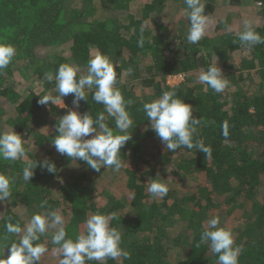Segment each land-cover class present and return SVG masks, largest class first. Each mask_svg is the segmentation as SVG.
<instances>
[{"label": "trees", "instance_id": "16d2710c", "mask_svg": "<svg viewBox=\"0 0 264 264\" xmlns=\"http://www.w3.org/2000/svg\"><path fill=\"white\" fill-rule=\"evenodd\" d=\"M178 1L186 8L184 0H146L135 15L129 11L131 0H108L115 6L109 15L98 14L101 8L91 2L77 8L74 0H0V42L16 49L12 62L0 70V132L8 119L11 131L23 135L27 151L17 161L0 159V173L14 180L12 196L0 202V259L22 236L7 232L8 223L23 228L32 215L57 210L73 240L85 233L92 214H116L110 225L121 232L120 246L129 257L87 264H217L218 254L200 244L201 232L214 216L232 231L234 246L242 248L239 264H264V44L247 47L238 40L244 0H201L209 22L197 44L187 42L190 22L181 34L166 38L168 31H157L154 23L170 2ZM252 3L261 7L253 27L264 37V0ZM96 54L113 63L116 87L129 101L126 110L133 120L128 129L132 139L121 149L123 166L114 183L119 197L109 192L112 184L103 168L95 172L51 144L58 119L69 108L89 112L93 119L104 112V105L92 99L95 89L86 90L88 102L81 101L78 108L72 95L64 97L66 108L38 102L45 95L58 96L49 73L55 77L61 64H73L81 68L78 76L86 75ZM216 64L229 82L221 93L197 80L201 70ZM23 72L33 86H26ZM177 76L185 81L169 85L168 78ZM168 90L201 117L195 139L211 148L210 156L196 149L167 150L149 128L143 104ZM105 117L115 131L114 118L106 112ZM41 153L58 172L38 167L25 182V164L43 160ZM157 175L167 179L170 189L162 199L147 191ZM127 206L130 213H122ZM22 208L31 213L26 221L18 213ZM54 231L36 242L48 248L39 264L60 259L59 245L52 243Z\"/></svg>", "mask_w": 264, "mask_h": 264}, {"label": "clouds", "instance_id": "9594fccd", "mask_svg": "<svg viewBox=\"0 0 264 264\" xmlns=\"http://www.w3.org/2000/svg\"><path fill=\"white\" fill-rule=\"evenodd\" d=\"M184 3V11L190 22L187 42L197 44L206 35L209 16L205 14V5L201 0H184ZM238 40L247 47L264 44V37L255 31L252 21L247 19L243 21V31L238 34ZM15 54L13 45L0 42V70L8 67ZM80 72L79 65L61 64L55 77L51 73L47 75L48 81L55 79L58 96L45 95L38 102L41 105L63 103L66 108L64 97L72 95V104L78 108L81 101L88 102L86 90L95 89L92 99L104 105V112L93 119L89 112L81 113L69 108L58 119L55 130L58 135L51 139V144L57 153L71 160L84 161L95 172L99 173L102 168H112L114 172H119L123 166L121 149L132 139L128 129L132 128L133 120L126 110L129 101L116 87L117 72L106 55L96 54L88 61L87 74L78 76ZM197 80L217 93L223 92L229 84L217 64L210 65L206 71L201 70ZM143 111L150 122L149 128L167 150L176 152L181 148L196 149L197 152L211 155V148L202 140L195 139L201 117L194 116L192 105L178 98L174 90L163 91L159 98L144 103ZM105 112L114 118L115 131L105 122ZM223 134L228 135L227 124L224 125ZM26 154L23 135L15 130L0 132V159L17 161ZM38 167L46 169L50 174H56L59 170L47 158L40 161L29 159L23 168V180L30 182ZM166 180L157 175L148 184L147 191L153 198L162 199L168 194L170 189ZM13 183L12 178L0 173V202L10 199ZM46 203L42 202L40 207L43 208ZM115 218V213L92 214L85 221V233L79 234L75 240L67 238L64 217L57 210L32 215L30 222L23 228L19 224L8 223L7 232L17 235L22 233V236L19 243H12L8 247L10 254L6 259H0V264H39L48 248L36 242L50 230H55L52 243L59 245V264H87L89 261L103 262L108 258H128L129 253L120 246L121 232L110 225V221ZM206 224L200 235V244H207L212 253L218 254L217 264H239L242 248L234 246L232 231L220 226L219 216L208 219Z\"/></svg>", "mask_w": 264, "mask_h": 264}, {"label": "rangeland", "instance_id": "374dc122", "mask_svg": "<svg viewBox=\"0 0 264 264\" xmlns=\"http://www.w3.org/2000/svg\"><path fill=\"white\" fill-rule=\"evenodd\" d=\"M144 1H146V0H131L130 9H129L130 14H135V15L137 13L140 14L141 13L140 7L145 3ZM250 1L251 0H244V2H243V5H242L243 8L241 10L243 17L241 18V21L242 20L244 21L247 19V20L252 21V24L254 25L256 22L255 21L256 14L259 13V10L261 7H259L257 4L252 3L253 0L251 2ZM87 2H91L92 7L95 6L97 9L101 8V12H98V14L101 13V14L111 15V14H113V11L115 10V6L110 4L108 2V0H74L73 5H75L77 8L85 7ZM102 10H104V12ZM183 10H185V8L183 7L181 1H178V3L177 2H170L168 4V7L166 8V10L161 14V16L159 18H157L158 23L157 24L154 23L156 30L161 32V33L162 32L164 33V31H168L164 34H165L166 38H169V39H171L172 36H176V35L178 36L179 34H181L182 31L185 29L187 22H189L186 14H185V11H183ZM224 14L226 15L227 12L225 11ZM154 16L155 15H153V17ZM150 23H152V22L150 21ZM122 24H123V22H122ZM169 33H172V35ZM71 65H73V64H71ZM23 74L24 75H22V76L25 80L26 86H28V88L31 87V85L33 83L32 80L26 78L27 75L25 74V72H23ZM184 81H185V78L177 76L175 78L169 77L167 82L169 85L172 86V85H179L180 83H183ZM57 106L64 107V104L59 103V104H57ZM5 120H6V123L3 126L4 132L5 131H11V128L9 126V122H7L8 119L5 118ZM27 130H29V129H27ZM47 156L48 155L41 153L38 157L45 159V158H47ZM103 173L106 175V181L109 182L110 184H112V186L109 187V192L111 194H113L114 196L119 197L121 195L119 192L120 188L117 187V185H119V184L118 183L114 184L116 182V180L119 179V178H117V172H114L112 170V168H107V169L103 170ZM18 213L22 217H24L25 221L28 218H30V216H31V213L24 208L20 209L18 211ZM122 213L129 214L130 213L129 206L125 207L124 210L122 211ZM51 264H59V261L53 260V261H51Z\"/></svg>", "mask_w": 264, "mask_h": 264}, {"label": "built area", "instance_id": "2783aa9c", "mask_svg": "<svg viewBox=\"0 0 264 264\" xmlns=\"http://www.w3.org/2000/svg\"><path fill=\"white\" fill-rule=\"evenodd\" d=\"M171 78V77H170ZM172 78H175V77H172Z\"/></svg>", "mask_w": 264, "mask_h": 264}]
</instances>
